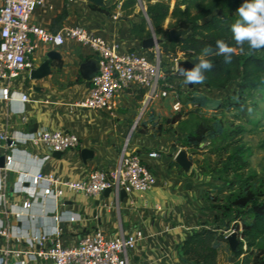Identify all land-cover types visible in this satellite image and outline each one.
Returning a JSON list of instances; mask_svg holds the SVG:
<instances>
[{
	"label": "crops",
	"instance_id": "obj_1",
	"mask_svg": "<svg viewBox=\"0 0 264 264\" xmlns=\"http://www.w3.org/2000/svg\"><path fill=\"white\" fill-rule=\"evenodd\" d=\"M116 1L106 0V5ZM64 12L66 17L61 27L55 30L54 20ZM136 13L137 10L126 15L119 5L104 11L94 7L90 0H42L33 11L31 22L51 32L80 25L104 36L120 52H142L145 49L142 40L130 31V26L140 20ZM51 50L59 51L61 58L51 61L50 75L34 80L30 77L31 70L23 71L20 78L13 79L15 87L11 81L12 91L16 93L10 99L0 97V132L9 136L6 145L15 140L10 148H0V156L12 154L14 159L13 170L5 174L3 169L0 171L3 180L6 176V206L11 211L0 217L11 224L10 239H0V245L29 249L27 242L18 241L17 233L46 232L55 225L62 229L61 240L67 244L92 236L97 230L115 237L141 228L145 236L129 249V264H190L184 259V240L194 230L213 225L211 201L205 196L207 178L190 156L192 164L189 169L173 164L182 147L176 149L175 138L169 135L155 137L152 129L150 132L136 130L131 140L140 133L151 134L156 140L155 147L140 146L138 136V143H130L131 150L141 155L156 176L155 184L146 193L131 192L124 196L112 191L108 197L104 193L90 197L67 191L57 201L52 196L39 195L29 209L22 208L28 196L22 184L25 173L32 177L42 170L54 173L62 180H81L95 168L117 166L127 134L143 101V98H137L140 92L129 89L119 96L113 114L105 110L73 108L75 101L88 94L91 84V78L83 77L80 66L95 55L89 45L70 38L63 44L39 41L34 56L35 67L47 59ZM60 59L63 60L61 66L57 63ZM1 82L0 87L7 85V82ZM192 90L210 95L209 89L202 84L194 85ZM22 93L28 95L25 102L21 100ZM172 102V97L155 98L144 119L158 115L162 120L165 115L169 116ZM44 128L77 134L80 144L55 156L54 151L50 152L44 145H36L29 139L30 134L39 133ZM83 149L92 150L93 157L85 159ZM152 150L159 151L160 155L152 157ZM189 182L191 188L187 187ZM24 185L28 186V183ZM21 211L24 214L18 216ZM55 215H62V218L56 220ZM33 248L37 249L38 245ZM9 264H15V259L11 257Z\"/></svg>",
	"mask_w": 264,
	"mask_h": 264
},
{
	"label": "built area",
	"instance_id": "obj_2",
	"mask_svg": "<svg viewBox=\"0 0 264 264\" xmlns=\"http://www.w3.org/2000/svg\"><path fill=\"white\" fill-rule=\"evenodd\" d=\"M42 0H0V80H5L7 85L0 87V97L10 99L16 92L12 91L11 81L20 76L23 71L35 68L34 55L39 41H53L63 44L67 38L89 45L95 58L98 60L99 69L91 77L88 94L73 103V108L105 110L110 114L116 109L119 96L129 89L137 92L144 90L143 101L139 114L127 134L126 141L121 150L117 166L113 168H95L88 177L81 180H62L54 173H45L40 170L32 177L24 174L22 184L27 199L22 208L29 209L38 199L52 196L56 201L67 191L97 196L108 188L120 193L125 189L127 193H146L156 182V176L151 167L146 164L140 154L130 148V139L139 128L150 125V118L144 119L151 101L155 98L172 97V110L177 114L184 103L182 92L191 90L193 85H185L183 77L179 75V62L191 60L190 52L178 51L164 61L162 42L152 29V34L158 41L156 44L142 52H120L104 36L95 34L83 26L64 27L57 32H51L31 22L35 8ZM143 1L140 4L143 6ZM119 7L122 1L117 4ZM34 37V39H33ZM149 56H148V55ZM21 100H28V95L22 93ZM154 121H162L154 115ZM155 123V122H154ZM9 139L6 132H0V148L8 149L10 145L5 141ZM29 139L36 145H44L50 152L67 151L80 144V137L72 132H62L44 128L39 133H32ZM152 157L160 155L159 151H150ZM49 155L46 156L48 158ZM12 154H6L3 169L4 174L14 169ZM0 174V217L11 211L6 206L7 185ZM28 183V186L24 183ZM33 186V188H32ZM159 207V206H157ZM24 212L17 213L18 216ZM60 220L62 215H55ZM8 216L6 217V219ZM236 231L234 228L224 230L228 236ZM62 229L55 225L50 231H37L33 234L17 233L18 241L27 242L29 249L13 248L9 244L0 245V264H9L10 258L15 259V264H129L128 251L135 243L144 238L141 228L125 235L124 233L110 237L101 230L94 235L80 239L76 243L67 244L61 240ZM11 236V224L7 220H0V239L8 240ZM15 238V234H14ZM37 244L38 248H33ZM34 264V263H33Z\"/></svg>",
	"mask_w": 264,
	"mask_h": 264
},
{
	"label": "trees",
	"instance_id": "obj_3",
	"mask_svg": "<svg viewBox=\"0 0 264 264\" xmlns=\"http://www.w3.org/2000/svg\"><path fill=\"white\" fill-rule=\"evenodd\" d=\"M141 1L147 5L146 17L140 15V20L130 26L131 33L137 38L143 40L150 37L152 29L157 34L161 33L168 18L174 20L168 25L169 35L170 30L180 23H183L185 28H189L187 33L169 37L167 41L162 42L165 62L166 56L176 55L178 51H185L190 52V59L195 63L201 49L206 45L215 47V42L218 39H223L236 49V55L230 65L224 64L223 57H209L214 64V68L206 73L207 79L202 84L203 86L208 89L227 88L231 82L237 81L236 90L221 105L241 108L244 105L247 91L264 89V50L252 51L245 45L244 50L241 51L240 47L235 44L230 31L231 24L239 19L238 16H234L233 9L238 8L242 4V0H175L173 8L171 7L172 0ZM118 2L119 0L104 6L93 3V6L104 11H110L117 6ZM139 3L140 0H123L121 8L126 15H130L134 13ZM229 3L232 5L230 11L227 9ZM65 17L66 12L55 18V30L61 27ZM57 63L61 66L63 60L60 59ZM192 91L194 93L190 100L187 99V93L184 96L182 94L184 103H197L199 107H202L209 102V96L197 94L195 90ZM143 96L144 90H140L137 98L142 99ZM185 99L187 100L185 101ZM180 117V114H175L167 118L165 122L162 120V122L175 124L180 121ZM153 119L154 116H152L150 122ZM150 125H155V123L151 122ZM240 131V128L237 131L235 130L236 133ZM230 134H233V132L221 123L210 124L205 120H201L191 132L187 133L183 145L189 149L200 150L201 144L205 143L206 146L209 138L215 140L216 137L222 136L224 140ZM235 140L240 141L241 139L235 138ZM229 145L223 146V149H227ZM224 150H219L221 157H224L227 153ZM243 150V145L238 146L233 154H227L229 155L228 160H222L220 164L222 163V166L230 170L235 163H242ZM173 164L180 168L176 161H173ZM251 180L252 176L243 178L239 188L230 194L225 204H215L212 209L213 225L202 226L194 230L184 240V259L187 263L219 264L217 260V243L221 241L228 242L223 229H236L241 239L243 236L249 235L259 239V241L264 239V188L263 185L256 187ZM259 247L260 251L255 254L252 264H264V240L260 242ZM241 252L242 240H240V246L235 250L238 255Z\"/></svg>",
	"mask_w": 264,
	"mask_h": 264
},
{
	"label": "rangeland",
	"instance_id": "obj_4",
	"mask_svg": "<svg viewBox=\"0 0 264 264\" xmlns=\"http://www.w3.org/2000/svg\"><path fill=\"white\" fill-rule=\"evenodd\" d=\"M174 4L175 0H172V8ZM231 7L232 5L229 3L227 9L230 11ZM146 9V3H143V6L139 3L136 7V14L146 17ZM237 9L238 8L233 9L234 16H238ZM173 21L172 18L166 20L164 30L158 34L160 39H169L170 35L167 28L169 23ZM182 26H184L183 23H180L174 28H183ZM168 59L169 58L166 56L165 60L168 61ZM15 80H13V87H15ZM1 81L5 80H0V84L2 83ZM199 86H201V84H199ZM236 87L237 81H233L227 88L209 89L210 100L202 107L190 105V103L189 106L186 107V103L183 102L185 106L177 113L180 114L181 119L175 124L153 120L151 122H155V125H145L137 129L138 132H150L152 129L155 137L156 135L165 137L169 135L175 138L173 142L175 148L178 149L180 146L183 150L187 151L196 167L205 174L207 178L205 181V196L211 201V209L215 207V204H225L230 194L239 188L243 178L252 176L251 182L255 184L256 187L258 185H263L264 188V89L247 91L244 105L241 108L224 107L221 105L236 90ZM186 93L188 94L187 99L190 100L194 91L189 90L187 92H182L183 96ZM187 99H185V101ZM172 111L169 116L165 115L163 117L162 120L164 122L167 118L175 115L173 114L174 111ZM201 120H205L210 124L221 123L224 127L228 128V130H231L233 134H230L224 140L222 136L216 137L215 140L209 138L206 146L205 143L201 144L200 150L189 149L183 145L185 144L184 138ZM238 128H240L241 131L236 133L235 130L237 131ZM137 136L140 138V146H145L146 148L155 147L154 144L156 140H154L155 137L151 134L140 133ZM137 136H135L133 140L130 139L131 145L138 143ZM235 138H240L241 140L236 141ZM227 144L230 145L224 150L223 146ZM241 145L244 146L241 165L233 163L234 166L230 170L222 166L220 161H225L228 156L233 154L235 149ZM219 150L226 151V155L221 157ZM247 218L251 220V218ZM224 230L225 229H223V233ZM239 239L242 240V252L239 255L231 250L229 242L221 241L217 243V260L219 264H252L255 254L260 251V242L264 239H260L259 241V239H255V237L251 235L243 236L242 239L239 236ZM190 264L192 263L190 262Z\"/></svg>",
	"mask_w": 264,
	"mask_h": 264
},
{
	"label": "clouds",
	"instance_id": "obj_5",
	"mask_svg": "<svg viewBox=\"0 0 264 264\" xmlns=\"http://www.w3.org/2000/svg\"><path fill=\"white\" fill-rule=\"evenodd\" d=\"M239 19L231 24L230 31L235 44L241 51L247 45L252 51L264 50V0H243L238 7ZM236 49L223 39L215 42V47L206 45L201 49L197 61L191 68H181L179 75L182 76L185 85L203 84L207 79L206 73L214 68L209 57L217 56L224 58V64L230 65Z\"/></svg>",
	"mask_w": 264,
	"mask_h": 264
},
{
	"label": "water",
	"instance_id": "obj_6",
	"mask_svg": "<svg viewBox=\"0 0 264 264\" xmlns=\"http://www.w3.org/2000/svg\"><path fill=\"white\" fill-rule=\"evenodd\" d=\"M92 3L104 6L106 5V0H90ZM189 31V28H172L170 30V37H175L177 35L185 34ZM158 39L155 38V36L152 34L150 37L145 38L142 40V46L145 49H149L153 47ZM61 58V54L57 50H51L47 54V59L42 62L38 67H35L31 70L30 77L32 79H42L52 73V66L51 61L54 59ZM193 61L191 60H181L179 62V69L181 68H191L193 65ZM99 69V63L96 58H91L87 60L86 62H83L80 66V71L84 78L90 79ZM63 152L62 151H54L55 156H60ZM84 158L87 159L88 157H93L94 152L90 149H83ZM176 162L183 167L184 169H189L190 165L192 164V161L189 158V155L187 151L181 150L177 156H176ZM5 163V156H0V167H3ZM192 184L189 182L187 184L188 188H191ZM112 192L111 188H108L104 191V196L108 197L110 193ZM120 193L122 195H127V192L125 189H121ZM230 248L232 251H235L239 244V233L237 231L232 232L227 236Z\"/></svg>",
	"mask_w": 264,
	"mask_h": 264
}]
</instances>
